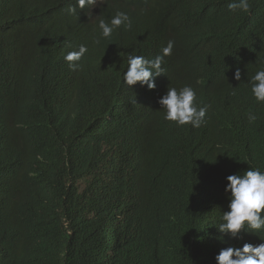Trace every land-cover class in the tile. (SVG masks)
I'll list each match as a JSON object with an SVG mask.
<instances>
[{"label":"trees","instance_id":"1","mask_svg":"<svg viewBox=\"0 0 264 264\" xmlns=\"http://www.w3.org/2000/svg\"><path fill=\"white\" fill-rule=\"evenodd\" d=\"M64 1L0 0V264H212L223 181L264 170V103L246 87L264 66V0L248 11L174 0L157 90L126 86L127 63L114 57L120 45L125 61L160 53L146 1L107 0L137 9L131 28L98 32L75 69L64 60L72 38L55 23ZM167 85L197 92L205 125L159 121ZM134 135L149 143L144 162L119 157L136 150Z\"/></svg>","mask_w":264,"mask_h":264},{"label":"clouds","instance_id":"2","mask_svg":"<svg viewBox=\"0 0 264 264\" xmlns=\"http://www.w3.org/2000/svg\"><path fill=\"white\" fill-rule=\"evenodd\" d=\"M153 20L154 43L160 53L148 56L145 53H136L124 60L123 45H120L114 54L116 61L127 63L123 73L124 84L134 89L157 90L161 76L166 72L164 57L172 52V36L177 26V14L174 0H144ZM249 0H231L229 10L240 9L248 11ZM65 9H69L66 12ZM132 12L115 11L111 9L107 0H65L57 11L55 23L63 25L67 37L72 38V47L67 50L64 60L70 68H77L81 57L88 51L87 42L98 32L100 37L111 39L113 32L124 27L131 28ZM50 19V17H49ZM48 19V20H49ZM98 24V29H88ZM157 26V28H156ZM159 27V28H158ZM54 38V36H51ZM100 43V39L95 41ZM154 57V58H152ZM151 58V59H149ZM241 70L236 68L234 79L241 81ZM246 87L257 103H264V66L259 67L247 80ZM164 111V119L177 126H191L199 128L206 124L208 105L198 99L197 92L190 86L167 85L158 92L156 98ZM249 122L257 120V115L247 113ZM205 122V123H204ZM204 123V124H203ZM135 143L144 147L146 151L133 150L126 152L138 157L139 162L147 160L149 143L146 139L136 136ZM126 153L119 156L130 160ZM222 186L221 223L218 226L224 242L215 245L210 253L212 264H264V170L257 166H247L228 172ZM224 237L228 240L224 241Z\"/></svg>","mask_w":264,"mask_h":264},{"label":"bare ground","instance_id":"3","mask_svg":"<svg viewBox=\"0 0 264 264\" xmlns=\"http://www.w3.org/2000/svg\"><path fill=\"white\" fill-rule=\"evenodd\" d=\"M29 4V3H28ZM1 5V4H0ZM31 5V4H30ZM7 8V7H6ZM7 10H8V8H7ZM66 10V12H68L69 11V9H65ZM9 11V10H8ZM7 11V12H8ZM4 16V15H3ZM156 28H157V26H156ZM159 28V27H158ZM60 39V38H59ZM148 102L147 101H144V105L145 104H147ZM209 112L207 111V113H206V117H205V120L206 119H208L209 118ZM161 123H163V124H167V121L164 119V118H161L160 120H159ZM205 123V122H204ZM203 123V124H204ZM132 134H134L133 132H131ZM134 137H136V135H134ZM134 148L136 149V150H138V151H141V152H144V151H146V149L144 148V147H139L137 144L134 146ZM126 155H127V157L130 159V160H132V161H134V162H136V163H138L139 161H138V157L137 156H135V155H132V154H129V153H126ZM186 155H188V156H190L189 154H186ZM112 162V161H111Z\"/></svg>","mask_w":264,"mask_h":264}]
</instances>
